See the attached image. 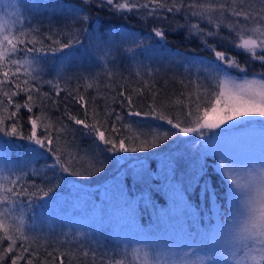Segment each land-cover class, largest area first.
I'll return each instance as SVG.
<instances>
[{
	"label": "snow or ice",
	"instance_id": "1",
	"mask_svg": "<svg viewBox=\"0 0 264 264\" xmlns=\"http://www.w3.org/2000/svg\"><path fill=\"white\" fill-rule=\"evenodd\" d=\"M259 2L260 7L256 8L249 0H231V3L229 0H82L84 6L95 5L121 17L137 15L155 20H168L171 17L179 25L177 31L186 30V39L198 38L202 48L210 51L214 57L211 60L199 56L185 57L184 61L199 66L195 84L198 88H205V98L211 100L210 106H203V115H199L200 97H197L196 111L192 105L186 109L183 104L180 105L183 120L168 115L166 110H158L157 93L152 94V102L147 104L146 111L139 109L133 96L126 91H120L119 99L114 97L112 101L119 103L121 111L126 110L127 117L166 123L169 126L163 133L166 139L181 136L198 138L185 140L191 145V151L187 153L189 187L199 184L201 192L214 204L216 188L207 180L200 183L207 175L202 158L216 156L222 164L226 160H233L244 161L248 166L247 178L240 179L233 174V169L222 167V181L228 188L224 193V210L215 214V223H209L204 228L199 227V214L185 200V189L174 183L177 165L184 158L174 156H165L166 168L163 172L167 181L163 188L168 190V196L171 194L169 207L154 209L153 221L147 228L137 223L136 203L126 195L119 181L106 189V207L103 204L91 207L89 228L110 230L112 236L124 244L135 242L151 251H176L188 256L189 249L195 251L202 248L204 264H247L248 251L244 250L255 249L258 255L252 259L264 264V71L248 78V61L241 64L235 56L219 48L220 44L228 43L264 67V0ZM5 4L9 10L5 15L10 13L14 16L17 0H0V12L4 11ZM71 20L72 24L64 25L69 32L67 39L63 38V29L52 32L49 28L48 34L44 35L40 27L28 31L21 27L17 31L5 30L0 26V136L38 146L46 155L34 157L46 161L50 157L51 163L47 168L53 174L48 177L47 173L33 172L31 175L34 179L29 183L26 169L32 161H18L10 166L7 186L0 184V264H46L45 260H41L39 251L29 242L25 220L18 218L17 214L36 213L39 210L40 216L50 223L66 220V211H51L55 198L63 195L60 189L65 174L82 179L98 175L105 168L104 154H109L117 162L126 161L129 154L162 155L153 151L161 147L157 140L149 141L143 133L129 140L122 132L124 127L140 124V119L128 121L121 112L107 107V104L101 111L97 110L98 105L90 110L89 101L79 88L73 90L60 83L62 80L67 82L69 73L76 80L91 79V66L111 77V65L121 57L137 63L138 76H151L150 64L158 54L132 33L127 34L126 41L105 39L102 34H93L89 31L91 16L84 13L83 7L75 11ZM76 24L81 27L75 28ZM152 33L160 40L165 39L163 26H154ZM84 37L88 39L87 45ZM57 53L63 54L58 58L57 78L45 81L38 66L43 65L46 57H56ZM77 58L81 66L73 68ZM85 59L89 67L83 66ZM145 60L149 64H145ZM233 70L244 76L233 78ZM209 79L214 80L215 84L205 87ZM44 83L49 85L51 91L43 90L41 85ZM188 83H193L191 78ZM61 92L66 93V99L79 105L83 110L82 115L73 114L68 107H64L54 123H45V113L60 110ZM138 95H144V90H138ZM17 97L23 102H17ZM36 108L42 111L37 113ZM26 125L30 126L27 132ZM257 129L262 134L260 156L249 154L234 158L223 150L218 151L212 144L223 137L227 150L244 151L242 145L251 141L249 133ZM77 137L92 138L84 151L91 154L98 165L95 173L81 172L65 159L61 147L57 146L63 142L64 147L78 152L80 146ZM133 159L140 162L147 157L137 156ZM8 163L7 148H0V164ZM130 174L136 182L146 184L155 178L153 172L140 163L130 169ZM75 185L72 184V190ZM75 191L80 192L81 188ZM141 197L145 199L146 206L151 204L150 193H142ZM185 215L190 216L196 225L195 232H189L183 226ZM125 218L137 227L118 232L113 224ZM242 251L243 257L240 256ZM88 254L84 252V256ZM63 255L61 253L60 264H64ZM48 256H52V253H48ZM115 257L116 254L108 264H126L125 259ZM101 264L104 262L101 261Z\"/></svg>",
	"mask_w": 264,
	"mask_h": 264
},
{
	"label": "trees",
	"instance_id": "2",
	"mask_svg": "<svg viewBox=\"0 0 264 264\" xmlns=\"http://www.w3.org/2000/svg\"><path fill=\"white\" fill-rule=\"evenodd\" d=\"M35 10L33 9L30 17L35 19L36 26L40 27L44 34L48 33V29L51 28L52 32H57L63 29V35L69 36L68 29L64 25L72 24L71 17L75 11L81 7L84 8V13H88L91 16L89 23V31L93 34H102L105 39H113L115 41H126L128 39L127 34L132 33L136 37L142 39L145 45H150L153 50L158 54L157 58L151 61L150 70L153 72L151 76L137 75L139 71L138 65L135 61L128 58L121 57L117 59L111 73L110 79L106 80L104 84L91 87H84L81 84L76 83L79 86V91L84 94L89 101L90 110L91 107L98 105V111H101L107 107L115 109L116 112H121L128 121H136L140 118L127 117L126 110L121 111L119 103H113V98L118 97L120 91H126L131 94L136 101L137 107L142 110H147V104L152 102V94L157 93L156 102L160 105L158 110H166L168 115L183 120L181 107L183 104L186 109L189 105H192L193 110L196 111L197 97H200L199 115H203V106L205 104H211L210 98L206 97L205 88H198L195 84V77L197 73V64L185 63V57L191 58L193 56L203 57L206 60H211L214 57L211 52L202 48L199 43V39L193 37L186 39V30L177 31L179 25L169 17L168 20H155L145 19L144 16L127 15L121 17L109 13L107 9H101L93 6L82 5V0H39ZM33 2V0H32ZM256 8L260 7L259 0H249ZM231 3V0H229ZM33 5H19L18 16H25L32 9ZM83 15V13H81ZM154 26H163L166 31L165 39L160 40L152 33ZM81 27L80 24H76L75 28ZM251 27V25H250ZM9 27L7 28V30ZM227 30L225 29V32ZM224 33H222L223 35ZM66 39V38H64ZM84 43L87 45L88 39L84 37ZM134 47V46H133ZM220 50H224L229 54L235 56L241 64L247 60V74L253 75L264 71V67L259 62L251 61L250 58L243 53L242 50L238 51L228 43L220 44ZM63 55L57 53L56 57L49 55L45 58L43 65L38 66L41 70V76L43 80H56L57 72L52 68H58V58ZM109 59H112L109 57ZM145 64H149L148 60L144 61ZM80 60L77 58L74 60L72 67H80ZM84 67H89L88 62L84 60ZM62 71V68H60ZM92 71V69H91ZM233 70V76L238 75ZM86 75H88L86 73ZM71 74H67L66 81H60L61 85L73 90L77 89L76 86H72L70 80ZM94 78V73L93 77ZM189 78L193 83L189 84ZM203 80V76H201ZM183 81V83H181ZM215 81L209 79L205 87L214 86ZM44 91H51L49 85L46 83L41 85ZM150 86V87H149ZM75 88V89H74ZM143 89L144 95H138V90ZM17 102L22 103L23 100L17 97ZM60 110H52L51 113H45L43 119L45 123H54L55 117L60 115L64 107H68L73 114H81L83 110L79 105L71 102L70 99H66V93L60 94ZM39 104V101H37ZM37 113L42 110L40 108L34 109ZM23 110L21 115H23ZM6 115V113H4ZM140 124H133L132 127L122 128V132L129 138L134 139L136 136L143 133L144 138L149 141L157 140L161 145L160 148L153 151L161 153L162 155H152L150 153H136L129 154L126 161H115L109 157V154H104L102 157L105 160L104 171L98 175H91L88 179H82L78 177H70L65 174L63 180V187L60 191L62 196L55 198V200L62 197L77 196L80 194L87 195V201L93 203L101 200L100 192L104 191V198L106 189H109L115 181L120 182V186L124 189L126 195L135 201L137 208V223L147 228L150 222L153 221L154 209H167L169 205V196L167 189L163 188V185L167 183L164 180L163 172L166 168L165 156L184 157L177 165L174 183L181 186L184 191L185 200L189 205H193L194 210L199 214V224L205 223L208 219L205 218V211H203V205L206 206L207 212L210 214V202L206 198L204 193H199L200 185L195 184L189 187L188 185V160L187 153L191 151V145L188 143H180L178 138L166 139L163 135L168 130L169 126L161 121L152 119H140ZM28 127L25 126V132ZM43 125H41V128ZM77 143L80 146L79 151L81 155L86 156L85 162L79 160L77 150L66 148L61 142L58 147L64 153L65 159L70 160L74 167L79 168L85 166L87 173H95L98 165L92 158L91 154H86L84 149H87L92 142L91 137H77ZM191 141V140H190ZM0 148H7L9 154V163L0 164V184L7 186V177L9 175V168L12 164L18 161H32L26 171L29 176L26 178L27 182L31 183L34 177L31 173H47L48 177H52V173L48 170L47 165L51 163V158L48 157L47 161L44 158H35L34 156L43 157L46 154L43 150L34 144H29L27 141H20L17 139H11L8 137L0 136ZM76 156V158H75ZM147 157L145 161L136 162L133 157ZM74 157V158H73ZM137 163L143 164L145 168H148L153 172L155 177L150 183L136 182L133 176L130 174V169L137 166ZM201 163L205 167L206 176L201 180H207L210 185L216 188L217 196L216 201L220 199V204L225 200L224 193L226 192L225 184L222 181L220 174L206 161V158L201 160ZM117 179L110 181L111 178ZM39 182V181H37ZM74 186L72 190V184ZM76 188H81L80 192H76ZM142 193H150L151 204L146 206V201L141 197ZM170 197L171 194L169 193ZM215 201V202H216ZM104 202L107 203L106 200ZM225 204V203H224ZM105 206H107L105 204ZM223 208V206L221 207ZM72 210L73 213H80L79 210ZM52 212H57V207H51ZM87 213L89 211H86ZM17 217H22L25 220L26 234L29 237V242L34 249H37L40 253L41 260H45L46 264H60V256L63 253L64 264H108V261L116 254L117 259H125L126 264H181L177 259L183 261L185 256L182 252L173 253L168 251V255H165L164 251L161 253H154L151 255L146 254H132L134 251L133 246L121 244L120 240L115 237L110 238L109 230H97L96 232H89L86 228L80 227L72 222L71 217H67L66 220L57 221L56 223H50L44 220L39 210L36 213L24 212L18 213ZM34 217V218H33ZM212 221V216L209 217ZM208 221L205 225L211 223ZM184 226V225H183ZM187 231L195 232L196 225L193 222L186 223L184 226ZM34 229V230H33ZM130 230V228H128ZM134 245V243H132ZM131 247V248H130ZM132 250V251H130ZM84 252H88V256H84ZM48 253H52V256H48ZM156 256H159L156 259ZM55 257V259H54Z\"/></svg>",
	"mask_w": 264,
	"mask_h": 264
},
{
	"label": "rangeland",
	"instance_id": "3",
	"mask_svg": "<svg viewBox=\"0 0 264 264\" xmlns=\"http://www.w3.org/2000/svg\"><path fill=\"white\" fill-rule=\"evenodd\" d=\"M39 2H40L39 0H33V2H32V0H17L18 6L24 5V4L33 5L32 9L25 16H18V13H17L18 7L16 8V14L14 16L11 15L10 13L8 15H5V13L9 11L7 4H5L4 11L0 12V17H2V19H0V26H2L5 30H7V28L9 27V29H14L17 31L21 27H23L25 31H28L30 28L37 27L35 19H31L30 14H31L33 9L35 10V8L37 7ZM47 34H44V35H47ZM63 38L67 39V36H65V34H64ZM85 62L87 63L88 61L85 59ZM113 67L114 66H111V68H113ZM91 69H92V72L94 73V78H91V79L85 78V79H81V80H76L75 78H73L71 76V78H70V80L72 81L71 85L76 86V88H79L78 85H75L76 83L81 84L84 87H91L92 85L98 86V85H100L101 82L104 84V82L106 80L110 79V77L108 75L104 74L99 68H96L95 66H91ZM52 70L55 72H58L57 67L54 69L52 68ZM113 71L114 70H111V73ZM84 75H85V77H87L86 73ZM243 76H244V74L240 73L238 75L233 76V78L243 77ZM247 77L251 79V78H253V75L247 74ZM249 135L251 136V141L242 145V148L244 149V151L227 150V146L224 143L223 137H220L217 140H214L212 142V144L218 151L223 150V151H225L226 155L232 156L234 158H239L243 155H249V154L255 155V156H260L261 155V139H262L261 132L257 129L255 132L249 133ZM177 138H178L180 143L184 142L185 140L198 139V138H195L192 136H189V137L181 136V137H177ZM77 153L79 154L78 155L79 160L85 162L86 156L81 155L80 151H78ZM75 158H76V156H75ZM205 158H206V161L220 174L222 179H223L222 172H221L222 167L233 169L234 170L233 174L236 176L237 179H240L242 177L247 178L246 173H247V167L248 166H247L246 162H244V161L226 160L222 164L220 159L216 156H208V157H204L203 159H205ZM257 167H259V165H257ZM78 169L81 172H84L85 174H87V172L85 170V166L79 167ZM117 178L118 177L116 174L115 177L111 178L110 181H114ZM225 188H226V192H227L228 191L227 186H225ZM199 193H203V192H201V190H199ZM100 195H101V200L93 202V203L89 202L88 204L86 203L87 195H85V194H80L77 196L70 195L69 197H62L61 199L55 200L52 207H57L56 213H62L64 211H66L67 215L64 217V219H66L69 216L70 217L72 216L70 219L72 222H74L75 224H77L80 227L86 228L89 232H96L98 229L93 230V229L88 227V225L91 223V219H90V212L87 213L86 211H90L91 207H93L94 205L97 207H100L102 204L104 206H105V204L107 205V203L104 202L105 199H103L104 198V191L103 190H101ZM78 198H79V200H77ZM169 198H171L170 195H169ZM215 201H216V198H215ZM215 201H214V204L210 203V208H211L210 214L207 212L206 206L203 205V211H205V218L208 219V221H210L209 217L212 216L213 220L210 221L211 223H215V219H214L215 214H217L220 211H223L224 208H221V207L224 205V203H226V201L224 200V201H222V204H220V202H219L220 199L217 200L216 202ZM190 206L192 209H194L192 207L193 205H190ZM168 207H169V205H168ZM74 208H77L80 213H77V214L73 213L72 210H74ZM77 209H75V210H77ZM189 222H193L191 217L185 215L183 218V225L185 226L186 223H189ZM207 222L202 223V224L200 223L199 227L204 228L206 226L205 224ZM113 227H115L117 229V231L120 232L121 229L128 230V228H130V230H132V229H135L137 226L132 221L125 218V219H121L118 222L114 223ZM195 230H197L196 227H195L194 231ZM107 235H110V238H113L111 231ZM133 243H134V245H132V243L131 244H124L121 241V244L123 247L125 245H131V247L133 246L134 251L130 250V251H132L133 255H135L136 253L146 254V255H151L154 253H161L162 254L161 251H151L148 248H146L144 245L136 244L135 242H133ZM188 251L190 254L187 257H184L183 261L180 260L179 257L177 256V259L180 261L181 264H204L205 256L203 254L202 248H198L195 251L193 249H189ZM244 251H248V256L246 258L247 264H258V260L252 259L254 256L258 255L257 252L255 251V249H252L251 251H249V250H244ZM244 251H242L240 253L241 257L244 256ZM164 252H165V255H168V251H164ZM173 253H176V252L173 251ZM158 258H159V256H156V259H158ZM237 259H239V257Z\"/></svg>",
	"mask_w": 264,
	"mask_h": 264
}]
</instances>
